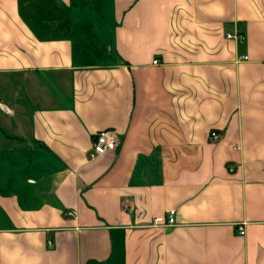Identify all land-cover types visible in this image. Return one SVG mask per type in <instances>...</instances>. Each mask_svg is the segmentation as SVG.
I'll list each match as a JSON object with an SVG mask.
<instances>
[{"label":"crops","instance_id":"0c3cea01","mask_svg":"<svg viewBox=\"0 0 264 264\" xmlns=\"http://www.w3.org/2000/svg\"><path fill=\"white\" fill-rule=\"evenodd\" d=\"M0 264H264V0H0Z\"/></svg>","mask_w":264,"mask_h":264},{"label":"built area","instance_id":"2783aa9c","mask_svg":"<svg viewBox=\"0 0 264 264\" xmlns=\"http://www.w3.org/2000/svg\"><path fill=\"white\" fill-rule=\"evenodd\" d=\"M226 37L228 39H234L236 41H241L244 39V35L241 32L235 31V32H228L226 34ZM157 61H155L156 63ZM212 136H216L215 132L211 133ZM118 145V138L114 131L111 129H104L99 131L95 134L94 141L92 143V147L88 151V157L94 158L98 155H102L107 152L115 151L117 149ZM160 221H162L161 218L154 219V223L157 224ZM175 210H171L169 213V217L167 218L165 225L166 226H172L175 225ZM239 233L244 235L245 229L242 226L239 227Z\"/></svg>","mask_w":264,"mask_h":264},{"label":"rangeland","instance_id":"374dc122","mask_svg":"<svg viewBox=\"0 0 264 264\" xmlns=\"http://www.w3.org/2000/svg\"><path fill=\"white\" fill-rule=\"evenodd\" d=\"M55 3H56L55 4L56 5L55 9L59 11V7L57 5L58 1H56ZM95 8H98V7L96 6ZM45 10H46V12H48V8L45 9ZM52 15H54L53 12L51 10H49L48 17H53ZM61 19H62L61 16L56 15L55 18H54V26H55L56 29H60L62 27V28H64V30H66V27L69 25V23L66 21V19L64 21H62ZM76 24H84V23L83 22H79V23H76ZM83 32H85L87 34L86 36H87L89 41H92L94 43L97 42L99 50H96L97 53L95 55V58H96L95 61H97V62L101 61L102 53H100V51L103 50V44H101L99 42V40L101 38L98 39V37L95 36L96 35V31H95V29H92L91 27L87 28V30H83ZM6 132L8 134H11L10 131H6Z\"/></svg>","mask_w":264,"mask_h":264}]
</instances>
